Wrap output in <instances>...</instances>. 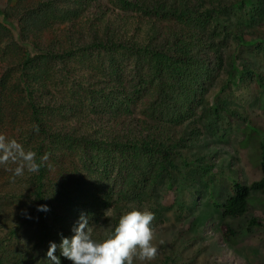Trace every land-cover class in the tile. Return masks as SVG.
Here are the masks:
<instances>
[{
	"label": "trees",
	"instance_id": "16d2710c",
	"mask_svg": "<svg viewBox=\"0 0 264 264\" xmlns=\"http://www.w3.org/2000/svg\"><path fill=\"white\" fill-rule=\"evenodd\" d=\"M224 5L221 0H8L0 7V135L36 152L41 165L22 177L13 175L17 163L0 165V264H47L49 242L70 237L82 213L94 238L102 240L132 208L152 211L153 236L162 234L156 257H134L133 264H230L202 243L198 250L187 249L197 234L188 238L181 226L160 228L157 194L162 176L172 179L179 165L198 162L182 152L184 130H171L162 118L175 125L179 119L171 85L182 87L177 98L184 108L201 80L222 71L215 51L219 35L209 32ZM224 34L239 40L244 35L237 26ZM245 36L264 44L263 27ZM254 39L244 43L250 46ZM230 57L221 90L236 83V59ZM240 73L242 83L251 79L264 91L259 68L242 63ZM259 166V179L232 180L225 201L212 196L205 209L213 207L230 220L244 218L250 193L264 190L263 142ZM38 205L49 211H38ZM187 209L194 213L196 203L184 201L179 211ZM261 225L256 217L245 220L248 230ZM220 232L225 242L238 235L229 221L220 223ZM55 254L60 256L59 249Z\"/></svg>",
	"mask_w": 264,
	"mask_h": 264
},
{
	"label": "rangeland",
	"instance_id": "374dc122",
	"mask_svg": "<svg viewBox=\"0 0 264 264\" xmlns=\"http://www.w3.org/2000/svg\"><path fill=\"white\" fill-rule=\"evenodd\" d=\"M221 2L225 5L218 13V21L213 22L209 35H219L215 38V51H219L218 67L222 71L210 73L209 79L201 80L203 85L194 87L184 108H181L184 102L177 98L182 87L174 84L169 88L170 97L180 108L179 119L177 125L171 118L163 117L162 120L171 130H184L188 138L182 152L198 162L189 167L179 165L180 173L173 170L172 179L162 176L159 180L158 206L163 219L160 228L181 226L188 238L197 234V239L187 249L198 250L202 243L207 251L211 249L230 264H264V190L250 193L244 218L230 220L213 207L205 209L212 196L219 202L225 201L232 180L249 184L260 178V144L264 143V91L256 86L255 81L248 79L242 83L239 77L242 63L259 68L264 76V44L258 38L250 36L246 39L249 36H245L250 35L254 28H264V0ZM7 3L8 0H0V7ZM234 26L241 27L244 33L242 41L234 35L224 34ZM252 39L255 41L250 46L244 43ZM231 54L236 59V83L221 90L220 78L229 69ZM216 105L226 108L228 113L219 106L216 109ZM184 201L196 203V211H179ZM172 205L177 212L174 208L163 207ZM249 217L258 218L262 225L248 230L245 220ZM222 221H229L238 231V235L229 242H225L221 235ZM161 236V233L155 234L152 243L157 245Z\"/></svg>",
	"mask_w": 264,
	"mask_h": 264
},
{
	"label": "clouds",
	"instance_id": "9594fccd",
	"mask_svg": "<svg viewBox=\"0 0 264 264\" xmlns=\"http://www.w3.org/2000/svg\"><path fill=\"white\" fill-rule=\"evenodd\" d=\"M36 152L25 151L15 139L0 135V165L9 161L17 163L13 170L14 177H22L25 170L29 173L39 171L41 165L36 162ZM38 211L47 212V205H38ZM155 214L149 210L132 208L119 217L115 228L105 234V238H94L89 218L79 216L72 227V235H61L57 244L50 241L46 252L47 264H61L60 256L71 261V264H133L134 257L141 261L153 260L157 247L152 243V221ZM59 249L60 256L55 253Z\"/></svg>",
	"mask_w": 264,
	"mask_h": 264
}]
</instances>
